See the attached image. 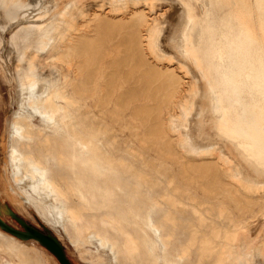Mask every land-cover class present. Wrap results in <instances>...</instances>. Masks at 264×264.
Returning a JSON list of instances; mask_svg holds the SVG:
<instances>
[{
  "label": "bare ground",
  "instance_id": "bare-ground-1",
  "mask_svg": "<svg viewBox=\"0 0 264 264\" xmlns=\"http://www.w3.org/2000/svg\"><path fill=\"white\" fill-rule=\"evenodd\" d=\"M126 24L143 55L154 56L164 94L154 119L184 161V177L192 185L223 163L238 213L227 202L197 199L170 174L161 185L153 177L158 165L141 150L127 149L124 158L104 148L100 123L80 116L88 93L81 45L96 29ZM0 74L18 109L0 142L4 186L52 227L60 225L76 249L96 243L115 264H264V236H256L264 229L250 226L264 223V0H0ZM206 113L262 180L251 178L226 144L200 145ZM1 230L0 264H30L34 241H22V250Z\"/></svg>",
  "mask_w": 264,
  "mask_h": 264
},
{
  "label": "rangeland",
  "instance_id": "rangeland-1",
  "mask_svg": "<svg viewBox=\"0 0 264 264\" xmlns=\"http://www.w3.org/2000/svg\"><path fill=\"white\" fill-rule=\"evenodd\" d=\"M89 34L90 37H88V39L86 40V44L81 45V50L83 52L80 53L79 58L82 63V74L80 75V81L84 84H87L85 86V89L88 91L87 95L84 96V101L82 102V105L78 107L80 116L82 115L81 117L85 120L87 116H93V120H97V122L100 123L101 128L98 132V135L100 136L99 138L101 142L105 143L104 145L102 144L104 148H110V150L113 149L112 151H116L118 155H122V157L124 158H126L125 153L127 149H134L139 151L141 150L148 162H151L152 160L150 164H153L154 166L158 165L157 167H155L156 170H160V172L158 174L156 170L153 171V177H155L159 182H161V185L163 184V186H165L169 174L174 176V178L176 177L177 179H175L179 183L186 185L187 178L184 177V170L181 169L183 168L181 166L184 165V161H181L179 160V158H176L175 155L177 154V149L175 150L173 146L168 147L166 145L165 139H163L166 137L165 133L160 132V130L158 129L159 127L157 125L159 121L157 119H154L155 117L158 118L157 115L160 110L158 106H160L161 101L164 99V94L162 92L163 90L160 89L161 84L157 74V69L155 70L152 67V58L154 57L153 54L148 52L147 50L144 53L145 55H143V53L141 52V48L138 45L139 40L137 38V35L134 29H132L131 25L129 26V24H126L124 28L120 29L117 27L112 28L110 26L109 29H96ZM108 53L112 54L109 55ZM103 55H105L104 59L102 58ZM142 56H145L143 61H141ZM95 57H97V59ZM92 62L96 64L95 67ZM102 83H105V86ZM88 94H90L91 96ZM12 96V88L8 86V84L4 81L3 77L0 74V142L3 140V143L8 137V130L6 125L12 120L11 118H13V112L18 110L17 107H15L16 105L11 102ZM83 103L85 106L83 105ZM101 104L104 106L102 107ZM150 108L152 109V112ZM112 112H115L114 116ZM117 115L118 117H115ZM161 116L164 117L166 120L169 119V115L167 112H162ZM121 117H123V119ZM35 122L38 125L41 123L40 120L37 118L35 119ZM134 123H136L137 125ZM83 124L87 125L86 121H84ZM135 125H140V127H136ZM105 128L112 130L111 136L114 137H112L113 139L111 138L112 140L108 137L107 130ZM138 128H141V130ZM113 131L114 133H116H112ZM157 131H159L160 133L158 132L157 134ZM200 131H203L206 135L203 139V144L202 142L201 144L199 142L201 146H205V144H208L210 142L226 144L227 150L232 153L234 161L238 163L251 178L255 180L263 179V175L257 173L254 168L250 166L247 157L240 150L238 151L234 146H232L230 143L225 142V140L221 138L219 132L214 128V124L210 114H205L204 122L202 126H200ZM154 132L156 136L153 134ZM139 134L143 137H141ZM193 135L194 137L200 136L196 131ZM117 140L119 143L117 142ZM139 140L141 141V143ZM118 147H120L122 150H120V148ZM164 152L165 154L163 156ZM2 157L4 158L5 156L2 152V149H0V230L2 229V232L5 231L4 233L7 232L9 234L14 235L16 238L14 237L15 240H13V243L20 244L19 246L22 250L24 248L22 241H34L32 242L35 245V250L34 248H30L28 250L29 258H33L30 264H62L56 254L43 242L44 239L49 244H54L55 246L59 247V249L63 252L64 256L70 264H115L114 262H112L113 258L110 253L104 251L96 243L87 245L85 248L86 251L76 249L70 242V240L67 238L64 230H62L63 228H60V225L57 226L56 224H54V226H56L52 227L53 223L50 224L49 222L45 221L44 216L41 213L40 215L38 214V211H36L37 209H35L36 207L34 208V205L32 206L29 202L25 203V201L21 200L20 198H14V196L8 191L6 186H4L7 183H5V179L7 181L8 179L5 177L6 175L4 173L3 166H1ZM184 157L188 161L192 159V157L187 154L184 155ZM232 164L234 165V163ZM191 165L192 167H194L195 163H191ZM222 165L224 166L223 163ZM223 166L220 165L218 168L214 169L210 168V171L212 169L213 170L211 172L209 171V174L204 179L196 177L197 181L193 182L194 184L192 183V185L190 184V182H187L189 193L197 199H199L200 197L199 200H214L217 203L227 202L229 204L230 209L238 213L239 200H236L233 197L231 191L226 187L232 179L228 177L225 173V169L227 167L225 168ZM163 170H165L164 172L166 174L161 173ZM197 173L200 176L199 171H197ZM160 174L162 175L160 176ZM206 187L216 189V193L207 194L205 190ZM152 190L153 189L150 190L149 194L157 195V191ZM18 199L21 202H19ZM250 218L251 217L248 218L249 221H252V219ZM254 222L255 223L252 222L253 226L252 224L250 225L252 228H256L257 226L258 229H264V223H262V220H260V223L259 220L258 222L254 220ZM141 225L143 224L141 223ZM147 231L151 238L155 242H157V239L155 238L154 234L148 229ZM256 234V236H262V238L258 237L255 239L254 236H252L253 238L251 239H255L256 242H258V240L260 239L263 240L264 231L261 232V234L263 235L260 234V231ZM34 256L36 257L34 258ZM260 258L264 260V255ZM157 264H162L160 259L159 261H157Z\"/></svg>",
  "mask_w": 264,
  "mask_h": 264
},
{
  "label": "water",
  "instance_id": "water-1",
  "mask_svg": "<svg viewBox=\"0 0 264 264\" xmlns=\"http://www.w3.org/2000/svg\"><path fill=\"white\" fill-rule=\"evenodd\" d=\"M43 242L56 254L62 264H70L59 247L55 246L54 244H49L45 239Z\"/></svg>",
  "mask_w": 264,
  "mask_h": 264
}]
</instances>
